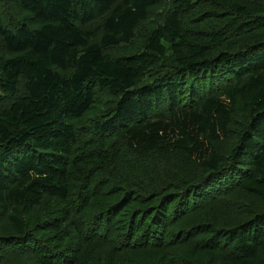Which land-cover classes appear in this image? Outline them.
Segmentation results:
<instances>
[{"label":"trees","instance_id":"1","mask_svg":"<svg viewBox=\"0 0 264 264\" xmlns=\"http://www.w3.org/2000/svg\"><path fill=\"white\" fill-rule=\"evenodd\" d=\"M0 264H264V0H0Z\"/></svg>","mask_w":264,"mask_h":264},{"label":"rangeland","instance_id":"2","mask_svg":"<svg viewBox=\"0 0 264 264\" xmlns=\"http://www.w3.org/2000/svg\"><path fill=\"white\" fill-rule=\"evenodd\" d=\"M96 26H97V24H95L94 26H93V28H92V30H94L95 28H96ZM96 34H98L97 32H95ZM143 38H144V34L142 33V34H139V37L137 38V40H136V42H135V45H134V47H129L128 49H129V53H134L137 49H138V44L143 40ZM123 53L125 52V51H122ZM124 56V55H123ZM99 96H100V98L97 100V103H96V108L92 111V112H90L89 113V115H88V119H86L85 121H87V120H89V119H95V118H93V117H95V115L97 114V113H99V112H101L102 113V109L104 108V109H107V108H109L110 106H112V103H111V101H109L108 100V98H107V95L105 94V93H103L102 95H100L99 94ZM108 102V103H107Z\"/></svg>","mask_w":264,"mask_h":264}]
</instances>
